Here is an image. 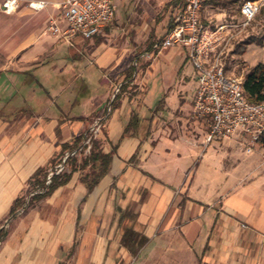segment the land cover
<instances>
[{"label":"crops","instance_id":"0c3cea01","mask_svg":"<svg viewBox=\"0 0 264 264\" xmlns=\"http://www.w3.org/2000/svg\"><path fill=\"white\" fill-rule=\"evenodd\" d=\"M2 1L0 223L108 103L99 145L114 153L87 200L81 178L89 167L34 198L24 213L13 212L0 234V264H264V148L241 131L204 146L205 135L186 118L193 102L188 114L172 118L164 97L146 101L138 70L133 83H123L144 48L114 38L109 23L91 39L68 43L46 30L58 11L54 0L39 11L20 0L10 13ZM171 4L148 46L166 32ZM219 15L210 4L201 11L214 25ZM138 61L139 70L147 65ZM95 77L105 85L98 94L90 89Z\"/></svg>","mask_w":264,"mask_h":264},{"label":"built area","instance_id":"2783aa9c","mask_svg":"<svg viewBox=\"0 0 264 264\" xmlns=\"http://www.w3.org/2000/svg\"><path fill=\"white\" fill-rule=\"evenodd\" d=\"M205 1L182 0L180 3L176 0L163 37L153 40L149 48L143 49L133 65L138 66L139 58L149 63L166 47L178 43L184 45L197 77L191 116L194 121L204 122L208 128L204 146L215 137L231 138L241 131L249 136L251 146L261 145L264 148V99L249 101L243 90L244 77L229 73L224 60L229 45L254 19L260 4L257 0H245L239 8V20L214 25L204 23L201 18ZM49 2L28 0L26 5L32 11H39ZM51 3L58 11L49 17L46 30L68 43H73L77 38L91 39L93 35L101 33L116 11L113 0H54ZM19 5L20 0H3L1 9L10 13ZM136 73L123 83H133ZM122 84L115 87L114 95ZM110 108L108 104L101 114L91 119L79 145L66 149L60 159L49 167L41 184L27 193L15 215L25 211L34 195L48 190L54 175L67 171L71 158L89 154L93 141L102 133ZM12 217L9 216L0 224V230L7 228Z\"/></svg>","mask_w":264,"mask_h":264},{"label":"rangeland","instance_id":"374dc122","mask_svg":"<svg viewBox=\"0 0 264 264\" xmlns=\"http://www.w3.org/2000/svg\"><path fill=\"white\" fill-rule=\"evenodd\" d=\"M113 1L116 8L115 18L109 22L108 26V28L115 29L113 37L119 41L123 38V40L129 41L134 46L138 45V48L144 49L149 47L148 43L151 39L156 38L163 31L169 18L170 8L172 7V0ZM218 1L220 4L217 6L208 3L213 5L216 12L220 13L215 18L218 24L225 21L239 20V8L245 0ZM257 1L260 4L259 12L254 16L249 25L239 32L238 37L229 45L230 49L224 57L228 72L235 76L240 75L245 78L246 74L257 64H264V0ZM168 50V53L158 54L155 59L150 60L140 70V61H138V66L135 67V72L136 70L139 71L137 81L140 80L143 88L146 86V89H149L147 102H156L164 97L165 107H169L166 112L171 113L172 111V118L184 117L183 115L188 114L189 109H191L194 99L197 87L196 70L189 59H186V51L180 44L172 45ZM136 86L137 90H139L138 86L140 85L136 83L134 87ZM104 87L105 85L99 83L97 77H95V81L90 89L95 94H98L102 92ZM113 89L115 90V88ZM162 90L167 94L163 93ZM182 111L183 113H181ZM189 117L186 115V118L191 121L194 127L192 129L193 132L205 135L208 131L206 124L202 121H194ZM96 138L99 142L102 141V134ZM215 145H217V142L213 140L206 150L207 154L205 156L210 155L211 147ZM202 155L203 153L196 157V160L202 161ZM81 157L78 158V162ZM22 202L24 203V200ZM30 202L26 205L27 207L31 205Z\"/></svg>","mask_w":264,"mask_h":264},{"label":"trees","instance_id":"16d2710c","mask_svg":"<svg viewBox=\"0 0 264 264\" xmlns=\"http://www.w3.org/2000/svg\"><path fill=\"white\" fill-rule=\"evenodd\" d=\"M176 0H172L175 2ZM212 3L213 5H219L218 0H206L203 4ZM203 20V19H202ZM204 23L207 21L203 20ZM151 45V44H150ZM149 45V47H150ZM148 47V48H149ZM123 85V84H122ZM243 90L245 91L246 98L249 101H259L264 99V64H257L251 71L246 74V77L243 81ZM81 141V140H80ZM79 139L74 140V144L77 146L79 145ZM113 150H110L109 153H105L102 151L99 141L97 138L93 141L92 147L90 152L86 156H82L80 161H77V158L73 157L70 159L71 162V172L67 173L64 172L63 174L54 175L51 180V185L49 186L48 190L42 194L34 195V198L44 197L49 195L53 190L61 185L67 184L72 172L78 169L88 168L89 170L85 175L82 176L81 182H84L86 185L87 192L83 195L82 199H88V193L98 184L102 176L107 174L110 169V162L113 155ZM69 161V163H70ZM31 200V202H32ZM18 202L20 200H17ZM16 201V203H17ZM30 202V203H31ZM21 203V201H20ZM15 207L11 209L10 214L14 215ZM3 232V229L0 230V234Z\"/></svg>","mask_w":264,"mask_h":264}]
</instances>
